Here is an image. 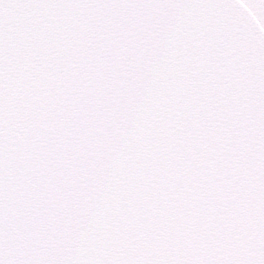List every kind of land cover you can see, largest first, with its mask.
<instances>
[{
	"label": "snow or ice",
	"instance_id": "1",
	"mask_svg": "<svg viewBox=\"0 0 264 264\" xmlns=\"http://www.w3.org/2000/svg\"><path fill=\"white\" fill-rule=\"evenodd\" d=\"M0 264H264V0H0Z\"/></svg>",
	"mask_w": 264,
	"mask_h": 264
}]
</instances>
